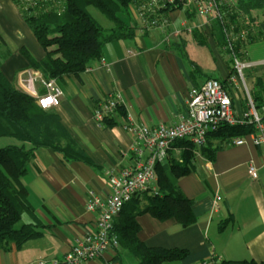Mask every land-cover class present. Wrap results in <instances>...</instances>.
I'll return each mask as SVG.
<instances>
[{"label": "crops", "instance_id": "obj_1", "mask_svg": "<svg viewBox=\"0 0 264 264\" xmlns=\"http://www.w3.org/2000/svg\"><path fill=\"white\" fill-rule=\"evenodd\" d=\"M161 15L141 16L135 4L129 13L121 15L126 24L137 28L134 38L105 43V63L93 61L80 78L65 75L53 80L63 96L52 110L95 165L65 163L62 155L48 149L35 151L23 181L29 203L46 228L41 237L21 247L12 244L9 251L1 249L0 264H35L40 260L51 264L61 259L93 230L98 214L88 211V203L93 196L109 195L112 173L135 165L138 159L145 162L149 156L143 149L141 157H137L134 148H141L142 142L125 125L158 127L169 124L174 116H187L194 87L212 76L218 78L216 71L224 80L229 77L224 76L216 52H212L215 68L210 69L209 60L200 65L203 57L191 49L193 45L200 46L192 34L195 29L210 34L191 7ZM163 16L168 19L167 25L163 24ZM254 17L264 36L263 12L256 11ZM112 27L109 21L104 28ZM23 48L37 61L45 57L16 3L0 0L1 71L19 90L35 98L44 96L45 80L29 68ZM247 53L251 70L264 73V39L250 44ZM25 77L33 79L31 91L23 84ZM116 95L121 97L120 108L125 114H115V126H99L94 110ZM235 106L237 112L236 101ZM245 106L246 103L244 110ZM3 139V144L10 142L9 145L31 149L18 140ZM231 140L223 142L214 160L199 152L196 170L178 182L185 196L195 202V224L183 227L175 219L162 222L149 214L137 219L139 238L147 246L188 251L186 259L175 264H204L211 258L264 263V147H234L228 144ZM180 153L179 149L175 152L177 157ZM251 162L257 168V180L249 175ZM217 197H221L220 203H216ZM115 255L84 264H122L115 261Z\"/></svg>", "mask_w": 264, "mask_h": 264}, {"label": "trees", "instance_id": "obj_2", "mask_svg": "<svg viewBox=\"0 0 264 264\" xmlns=\"http://www.w3.org/2000/svg\"><path fill=\"white\" fill-rule=\"evenodd\" d=\"M12 1L19 7L25 22L45 51V57L40 61L34 59L25 48L22 49V55L33 72L41 74L45 81H51L65 75L80 78L93 61L102 59L105 43L134 38L137 28L126 24L121 15L129 13L136 3L140 5L148 0ZM218 1L222 22L212 29V36L228 55V64L233 63L234 71L235 58L247 61V47L264 39L259 29V20L254 17V13L259 10L264 17V0ZM91 7L99 10L113 23V27H102L89 12ZM182 8L169 5L156 13L162 17L161 14ZM157 14L149 12L147 15ZM192 34L200 46L209 47V35L205 31L195 29ZM210 79L221 81L225 86L228 83V80L222 78ZM250 93L258 108H262L263 77L256 79ZM121 109L119 107L117 112L125 114ZM113 117L104 116L102 127L115 126L117 122ZM253 131L250 125L223 124L210 132L207 143L201 148L189 140L176 141L166 160L157 165L159 193L154 196H136L115 219L113 233L120 244L115 261L122 264H129L128 261H132V264H175L185 260L187 250L150 247L142 242L139 238L141 227L138 217L149 214L162 222L175 219L183 227L195 224V202L182 192L179 180L196 170L199 152L203 157L214 160L224 141L246 136ZM0 138L15 139L31 146L29 150L14 145L0 148V250L9 251L12 244L21 247L41 237L46 228L29 203L28 190L23 181L35 158V151L51 150L62 155L65 163L95 164L65 129L57 113L52 109H42L37 98L19 90L1 71V63ZM177 149L181 151L178 157L175 154ZM25 215L29 217L27 223H23ZM214 264L264 263L252 259H214Z\"/></svg>", "mask_w": 264, "mask_h": 264}, {"label": "built area", "instance_id": "obj_3", "mask_svg": "<svg viewBox=\"0 0 264 264\" xmlns=\"http://www.w3.org/2000/svg\"><path fill=\"white\" fill-rule=\"evenodd\" d=\"M218 3V0H148L140 5L136 3V7L141 16H146L149 12H158L169 5L191 7L202 21V27L211 30V27L222 22ZM162 21L164 25L168 24L166 17ZM101 61L105 63L103 58ZM252 67L251 63L235 58L234 71L227 78V86L216 79H209L200 87H194L188 100L187 116H174L169 124L158 127L137 126L133 123L125 125V129L142 142L141 148H134L137 157L140 158L145 149L149 152L147 160L142 162L138 159L135 165L125 166L117 173H112L109 178V195L93 196L88 203V211L98 214L93 230L78 240L61 259L52 260L51 264H84L107 256L113 258L120 248L119 241L113 233L115 219L122 213L125 205L136 196H154L159 193L157 165L166 160L176 141L189 140L201 148L207 143L210 132L223 124L250 125L254 130L252 133L234 138L228 141V144L234 147L247 144L264 147V106L258 108L245 82L244 70ZM32 82L33 79L29 77L23 79V84L30 91ZM43 83L47 88V94L37 98L38 105L45 110L52 109L60 104L63 92L54 85L53 80ZM238 87L246 94L243 118L237 115L235 109V91ZM120 106L121 97L110 96L102 106L94 110L97 124L102 127L104 116H115ZM249 175L254 180L258 179L257 168L252 162L249 164ZM220 201L221 197H217L216 203ZM35 264L47 262L40 260ZM204 264H214V259L206 260Z\"/></svg>", "mask_w": 264, "mask_h": 264}, {"label": "rangeland", "instance_id": "obj_4", "mask_svg": "<svg viewBox=\"0 0 264 264\" xmlns=\"http://www.w3.org/2000/svg\"><path fill=\"white\" fill-rule=\"evenodd\" d=\"M89 12L91 13V15L93 16V18L100 24L103 25L104 27H107V24H109V21L107 19H105L97 10L93 9V8H89ZM212 29L215 28V25L213 27H211ZM210 34L209 36V47H198V46H191V49L193 51H196L199 53L200 58L203 57V61L200 64V61H197L195 59L194 56H192V59H195L200 65L207 64V60H209V67L211 68H215V63L213 62V55L212 52H216V55L218 56V59L220 61V64L224 67V71H225V75L226 77H228L229 75H231L233 73V63L231 65L228 64V55L224 52V49L222 47H220L217 43L215 38L212 36V30L208 31ZM223 41V38L221 39ZM252 69V68H251ZM251 69H247L244 70V74H245V82L248 85V88L250 91H252V88L255 85L256 79L259 77H263L264 79V73L262 74H258L255 73L254 70ZM205 70L208 71V69L205 67ZM210 71V70H209ZM212 71V70H211ZM210 73V72H209ZM215 75L218 78H222L221 74L219 73V71L215 72ZM214 77V76H212ZM246 94L243 92V90L238 87L236 90V96H235V101L237 103V115L240 118L244 117V104L246 103V101H244ZM3 138H0V147L2 146H8L10 144V142H7L5 144H3ZM28 222V218L25 215L23 217V223H27Z\"/></svg>", "mask_w": 264, "mask_h": 264}]
</instances>
